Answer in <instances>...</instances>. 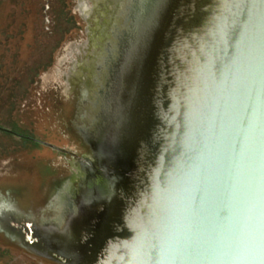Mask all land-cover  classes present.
Returning a JSON list of instances; mask_svg holds the SVG:
<instances>
[{"label":"water","instance_id":"obj_1","mask_svg":"<svg viewBox=\"0 0 264 264\" xmlns=\"http://www.w3.org/2000/svg\"><path fill=\"white\" fill-rule=\"evenodd\" d=\"M0 203L3 264H264V0H0Z\"/></svg>","mask_w":264,"mask_h":264},{"label":"flooded vegetation","instance_id":"obj_2","mask_svg":"<svg viewBox=\"0 0 264 264\" xmlns=\"http://www.w3.org/2000/svg\"><path fill=\"white\" fill-rule=\"evenodd\" d=\"M100 151L101 153H99ZM99 152H98L99 155H97L100 158L98 168L92 169L91 165H88L87 162H84V161H82V165L86 167V169L88 170L91 176H94V177L100 176V177H104L105 179H107V176L109 174V166L106 164V161H107L106 157L108 155L107 146H105L102 150H99ZM90 199L96 200L97 194H95V192L93 191L89 192L88 198L86 199L82 198V200L78 202L77 210L69 209L67 213L68 218L66 221V225L64 227L65 232L68 233L69 231L73 236L76 237L74 240L75 241L74 245L72 247L57 248V246H54V244H51L49 239L45 237V232H44L45 228H49L51 226L49 225L47 226L46 222L37 224L32 219H30L29 216H25L20 213H18V215L15 216L14 218L19 223V227L21 226V228H23L24 234L21 236V239L18 238L19 235L17 236L15 235V233H12V232H9V234H5V236L11 241H17L20 245H24V243L28 245V243H31L32 245L31 249L42 252L43 255L47 256L49 253L54 252V253H57L60 257L64 258L65 260L69 258L74 259L75 255L82 251V247H81L82 245L78 244V247H77V242L80 239V237L85 235L84 233H86L88 229L87 218H85V214H86L85 212L87 211V206L89 205ZM55 201H56V198L53 199V202ZM77 220H80V221L78 222ZM53 224H54L53 225L54 228H56L57 223H53ZM69 264H75V263H72L71 261Z\"/></svg>","mask_w":264,"mask_h":264},{"label":"rangeland","instance_id":"obj_3","mask_svg":"<svg viewBox=\"0 0 264 264\" xmlns=\"http://www.w3.org/2000/svg\"><path fill=\"white\" fill-rule=\"evenodd\" d=\"M0 264H3V263L0 261Z\"/></svg>","mask_w":264,"mask_h":264}]
</instances>
